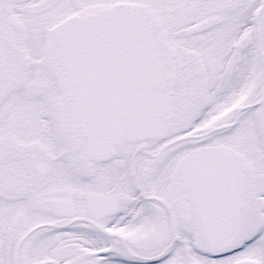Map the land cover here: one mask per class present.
<instances>
[{"label": "snow or ice", "instance_id": "1", "mask_svg": "<svg viewBox=\"0 0 264 264\" xmlns=\"http://www.w3.org/2000/svg\"><path fill=\"white\" fill-rule=\"evenodd\" d=\"M0 264H264V0H0Z\"/></svg>", "mask_w": 264, "mask_h": 264}]
</instances>
